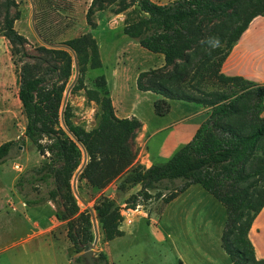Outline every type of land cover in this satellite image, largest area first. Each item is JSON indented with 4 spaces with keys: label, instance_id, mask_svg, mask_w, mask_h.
Here are the masks:
<instances>
[{
    "label": "trees",
    "instance_id": "1",
    "mask_svg": "<svg viewBox=\"0 0 264 264\" xmlns=\"http://www.w3.org/2000/svg\"><path fill=\"white\" fill-rule=\"evenodd\" d=\"M127 1L92 0L88 19L95 8L118 5L116 14L132 6L138 9V20L127 23L124 34L165 59L163 68L139 75L138 90L162 97L154 103L155 113L160 117L169 113V101L202 105L210 108V114L193 139L165 163L153 164L149 169L134 166L131 142L141 123L136 118L119 119L115 115L106 80L98 79L100 93H89L90 99L101 107L100 122L95 129L86 131L74 124L68 104L64 110L66 127L89 159L79 180H86L97 190L121 178L118 185L121 192L141 186L139 193L125 202L129 209L143 205L140 200L151 201L153 192L160 191L162 185L181 183L168 197L156 195L169 203L193 183H200L228 211L222 243L233 264H264V260L256 258L249 238L252 225L264 208V84L221 73L223 63L251 22L264 17V0H177L168 5H158L152 0ZM15 7V0H0V13L4 11L3 34L12 46L13 55H25L27 40L14 28L18 15H11ZM209 37L219 38V46L211 49L206 43ZM65 45L74 50L82 70L87 63L93 69L101 68L98 45L93 38L84 36ZM38 51L40 54L32 57L33 62L24 61L20 69L18 98L27 120L24 137L41 155H48V160L20 175L15 189L30 208L61 201L63 210L56 211L55 218L67 221V235L79 254L94 240V235L90 210H81L72 187L84 154L61 123L72 56L66 50L44 46ZM211 81L224 86V90H205ZM19 142L25 140L0 145V166L7 162ZM40 185L48 189L47 196L27 197L28 188ZM94 210L104 241L111 242L124 235L120 229L124 221L121 206L114 199L102 196ZM78 259L85 261L83 256ZM95 262L108 264L107 256L101 253Z\"/></svg>",
    "mask_w": 264,
    "mask_h": 264
},
{
    "label": "rangeland",
    "instance_id": "2",
    "mask_svg": "<svg viewBox=\"0 0 264 264\" xmlns=\"http://www.w3.org/2000/svg\"><path fill=\"white\" fill-rule=\"evenodd\" d=\"M15 1L16 7L12 9L11 15H18L14 21V28L27 40L25 46L26 54L19 53L18 55H13L12 46L3 34L4 11L2 10L0 13V145L9 141H19L20 139H24L25 142H19L16 148L12 150L6 162L7 166L12 169L15 178L8 172H5L2 178L0 175V198H2V202L0 203V245L21 234V229H19V231L14 230L8 233L9 238L4 236L6 229H8L6 224H13L18 219L19 215L13 211H21V201L24 200L23 195L15 190V193L19 197L18 202H15L9 191L15 186L20 175L33 168L40 167L48 160V155H41L32 143L24 137L27 120L18 98V76L22 65L25 64L24 61L33 62L32 57H37L40 54L38 51L39 47H51L45 45L33 30L30 0ZM32 1L35 6V26L46 43L49 45H65L67 41L89 36L98 45L101 68L93 69L90 63L83 66L84 70L78 66L77 80L67 97L66 105L68 104V107H70L74 124L86 131H91L99 125L101 107L99 103L90 99L89 93L90 91L100 93L97 80L102 77L106 80L112 104L117 101V106L120 107L119 103L122 101L124 92L126 91L128 102L132 103L137 109V114H143L142 118L150 126L151 130L176 123L181 119L184 108L179 106L181 104L178 102H171L169 113L160 117L154 112V105H151L150 97L144 96L138 91L137 74L140 70H146L153 64L146 58V55L151 56L155 54L147 52L137 41L130 39L124 34L126 24L138 20L139 11L135 6L120 14H116L118 5L107 6L103 9L95 8L88 19L92 0ZM154 2L166 5L170 3V0H154ZM67 52L71 55L69 51ZM72 61L71 77L68 80L64 97L76 75L73 57ZM119 65L122 66V76L119 80L113 79L112 72ZM116 80L125 87V90L124 88H118L114 91V82ZM223 88L224 86H219L217 83L211 81L206 84L204 89L207 91H217ZM113 92L114 94H112ZM158 99L160 98H156V100ZM139 130L131 142V149L135 154L133 165L146 168L145 163L148 160V155L142 140L149 138L152 132L144 137V134H140ZM166 134L167 132H161L152 136L147 150L158 157V152L162 148ZM43 143L45 144L47 141H43ZM182 146L180 145L174 151H171L170 153L172 154L166 161ZM165 162L157 161L155 164H163ZM79 175L75 181L77 193L75 197L81 210H91L95 215V219L94 205L102 196L114 199L121 206V215L124 217V212L129 209L126 207L125 202L132 195H137L141 190V186H137L127 192L119 191L118 185L122 178L115 179L102 190H97L88 184L86 180L80 181ZM75 177L76 174L72 179V186L74 185ZM179 186H181L180 182L167 184V186L162 185L160 191L153 192L154 197L151 201L143 202L140 200V203L143 204L141 206L147 207L155 203L158 205V209H160L165 203L164 197L156 195L160 193L168 197ZM26 191L27 197L30 199H33L37 195L47 196L48 194V189L43 185L35 189L28 188ZM6 195H8V205L4 198ZM43 205V207L35 210V214H32V210L28 209L25 214L26 216L24 215L26 219L23 216V219L26 220L24 227L25 235L23 236L26 243L23 246L24 249L19 250V252L10 250L9 253L1 255L0 264H86L85 261L78 259L85 250L77 254L74 245L67 235V221H58L55 218L56 211L63 210L61 201L58 199L55 202H47ZM37 216H41L42 222H50V220H54L55 222L50 225L49 229L46 225V227H42V230L39 231L32 227V221ZM28 217H30V222L27 220ZM76 226L78 227L79 225L76 224ZM97 226L98 241L94 246V259L99 254L104 253L107 256L108 264H110V256L116 261V264H180L176 249L172 243L170 241H160L159 235L156 236L157 229L153 224L147 226L146 223L142 222L133 228L132 236H128L126 239H117L111 243L103 240L98 221ZM36 232L38 233L36 234ZM93 235L94 240L91 243L95 241L94 228ZM121 255H123L122 258L127 257L129 261L124 262V260H120Z\"/></svg>",
    "mask_w": 264,
    "mask_h": 264
},
{
    "label": "crops",
    "instance_id": "3",
    "mask_svg": "<svg viewBox=\"0 0 264 264\" xmlns=\"http://www.w3.org/2000/svg\"><path fill=\"white\" fill-rule=\"evenodd\" d=\"M152 1L154 2V0ZM175 1L177 0H170V3ZM146 58L153 64L146 70H140L137 74L138 77L142 72L160 69L165 66L163 55H146ZM121 67L120 65L115 67L112 72L113 79L119 80L121 78ZM221 73L227 77H242L256 84H264L263 16L257 17L251 22L249 28L241 36L223 63ZM117 80L114 82V91L118 88H124L125 90V87ZM138 91L140 94L150 97L151 105H154L156 98H162L152 92ZM127 97L128 95L125 91L122 101L119 103L120 107L117 106V101L113 102L116 116L119 119H138L141 123L139 133L144 134V137L152 132L149 138L142 140L148 155V160L145 163L147 169L157 161L165 162L171 156V151H174L180 145L189 143L210 114V108L202 105L182 101H169L170 106L172 104L171 102L181 104L179 106L184 108L183 116L176 123L160 126L155 130H151L150 126L142 118L143 114H137V109L132 103L128 102ZM161 132H167V134L157 157V155L149 152L147 147L151 137ZM5 172L11 173L14 177L12 169L6 163L0 166L1 178L5 175ZM11 189L9 191L10 194H12L15 202H18L19 197L15 193V186ZM8 195L4 197L7 205ZM1 202L2 198H0ZM21 203L22 210L17 212L13 211L20 217L18 216V219L13 224H6L8 229L10 227V230L8 231L6 229L4 236L9 238L8 233L14 230L19 231V229H21V234L12 240L9 239L5 244L0 245V256L9 253L10 250L19 252V250L24 249L23 246L26 244L23 237L25 235V214L28 209L32 210V214H35V210L44 206L29 207L26 209L27 206L24 200ZM158 208V205L153 203L147 207L140 205L136 209H127L124 212V221L120 227L124 235L114 240L126 239L128 236H132L133 228L142 222L146 223L147 226L153 224L157 229L156 236L159 235V240L170 241L172 243L176 249L180 264H233L222 243L223 233L228 220V211L223 203L213 196L202 184L193 183L171 202L164 203L160 209ZM23 216L25 219H23ZM27 220L30 222V217ZM54 222V220L42 222L41 216H37L32 221V227L33 229L41 231L42 227H46V225L49 229L51 227L50 225ZM249 238L254 247L256 258L258 260H264V208L256 217L250 230ZM122 257L123 255H121L120 260H124V262L129 261L127 257ZM109 261L110 264H116V261L111 256L109 257Z\"/></svg>",
    "mask_w": 264,
    "mask_h": 264
},
{
    "label": "water",
    "instance_id": "4",
    "mask_svg": "<svg viewBox=\"0 0 264 264\" xmlns=\"http://www.w3.org/2000/svg\"><path fill=\"white\" fill-rule=\"evenodd\" d=\"M31 2V6H32V27L33 30L35 32V34L37 35V37L45 44L48 45L49 47L53 48V49H64L67 50L71 53L73 60H74V65H75V69H76V75H75V79L72 82V84L70 85V87L68 88L65 97H64V102H63V106H62V110H61V123H62V127L64 128V130L69 134V136L80 146V148L83 151L84 154V161L82 166L79 168V170L76 173V177L74 180V185L73 187V192L74 195H77L76 193V185H75V181L77 176L83 171V169L85 168V166L87 165V161H88V155L87 152L85 151L84 147L81 145V143L74 137V135L68 130V128L66 127L65 123H64V110L66 107V102H67V97L68 94L70 92V90L72 89V87L74 86L77 77H78V62H77V57H76V53L74 52V50L72 48H70L67 45H49L48 43L45 42V40L41 37L40 33L38 32L36 26H35V6L32 0H30ZM90 213L92 215V224H93V228L95 230V241L93 243H88L87 244V248L85 250V252L82 254L86 264H96L95 259H94V246L97 244L98 241V226H97V220L95 219V215L94 213L90 210Z\"/></svg>",
    "mask_w": 264,
    "mask_h": 264
},
{
    "label": "clouds",
    "instance_id": "5",
    "mask_svg": "<svg viewBox=\"0 0 264 264\" xmlns=\"http://www.w3.org/2000/svg\"><path fill=\"white\" fill-rule=\"evenodd\" d=\"M206 43L210 46L211 49H215L219 46L220 41L217 37H209L206 41Z\"/></svg>",
    "mask_w": 264,
    "mask_h": 264
}]
</instances>
